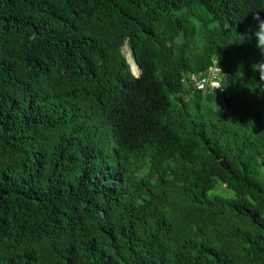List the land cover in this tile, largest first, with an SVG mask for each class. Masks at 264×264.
<instances>
[{"label": "trees", "instance_id": "1", "mask_svg": "<svg viewBox=\"0 0 264 264\" xmlns=\"http://www.w3.org/2000/svg\"><path fill=\"white\" fill-rule=\"evenodd\" d=\"M257 17L0 0V264H264ZM215 63L222 90L185 79Z\"/></svg>", "mask_w": 264, "mask_h": 264}, {"label": "built area", "instance_id": "2", "mask_svg": "<svg viewBox=\"0 0 264 264\" xmlns=\"http://www.w3.org/2000/svg\"><path fill=\"white\" fill-rule=\"evenodd\" d=\"M228 73L216 63L205 73H189L185 79L198 90L206 91L207 89L222 90V81Z\"/></svg>", "mask_w": 264, "mask_h": 264}, {"label": "clouds", "instance_id": "3", "mask_svg": "<svg viewBox=\"0 0 264 264\" xmlns=\"http://www.w3.org/2000/svg\"><path fill=\"white\" fill-rule=\"evenodd\" d=\"M259 20V17H257ZM256 48L264 54V20H259L258 28L253 34ZM255 68L261 73V79H264V62L257 63Z\"/></svg>", "mask_w": 264, "mask_h": 264}, {"label": "rangeland", "instance_id": "4", "mask_svg": "<svg viewBox=\"0 0 264 264\" xmlns=\"http://www.w3.org/2000/svg\"><path fill=\"white\" fill-rule=\"evenodd\" d=\"M125 50L127 51V56H128V58L130 59V61H131V53L129 52L128 47H126ZM219 185H221V184H218V186H219ZM223 188H224V187H223ZM223 188H221V189H223ZM213 194H214V191L210 192V195H213ZM233 195H234L233 192L230 191V190H228V194H227L226 196L231 197V196H233Z\"/></svg>", "mask_w": 264, "mask_h": 264}, {"label": "water", "instance_id": "5", "mask_svg": "<svg viewBox=\"0 0 264 264\" xmlns=\"http://www.w3.org/2000/svg\"><path fill=\"white\" fill-rule=\"evenodd\" d=\"M131 62V61H130ZM136 64V63H135ZM136 67H137V71H136V69H135V66H134V64H132V68H133V71H134V73L138 76V75H140V70H139V68H138V65L136 64Z\"/></svg>", "mask_w": 264, "mask_h": 264}]
</instances>
